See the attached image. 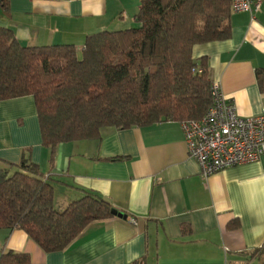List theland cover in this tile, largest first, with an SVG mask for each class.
<instances>
[{
  "label": "crops",
  "instance_id": "1",
  "mask_svg": "<svg viewBox=\"0 0 264 264\" xmlns=\"http://www.w3.org/2000/svg\"><path fill=\"white\" fill-rule=\"evenodd\" d=\"M140 0H7L0 26L23 46L72 44L87 35L129 27ZM226 40L198 44L211 81L239 115L264 110V4L231 13ZM262 71L260 77L257 72ZM25 155L53 186L63 208L93 191L112 216L90 223L62 251L46 252L21 229L0 228V257L27 253L30 264H264V155L207 178L189 156L178 122L124 130L104 128L99 139L41 143L34 100L0 101V166Z\"/></svg>",
  "mask_w": 264,
  "mask_h": 264
},
{
  "label": "trees",
  "instance_id": "2",
  "mask_svg": "<svg viewBox=\"0 0 264 264\" xmlns=\"http://www.w3.org/2000/svg\"><path fill=\"white\" fill-rule=\"evenodd\" d=\"M230 5L140 0L131 26L89 34L80 50L72 44L23 46L0 26V101L33 98L51 166L59 144L99 139L107 127L172 121L182 129L212 104L205 57L195 58L193 49L230 37ZM111 216V203L93 191L55 207L52 184L25 155L0 166V228L23 230L46 252L67 249L90 223ZM0 264H30V257L8 252Z\"/></svg>",
  "mask_w": 264,
  "mask_h": 264
},
{
  "label": "built area",
  "instance_id": "3",
  "mask_svg": "<svg viewBox=\"0 0 264 264\" xmlns=\"http://www.w3.org/2000/svg\"><path fill=\"white\" fill-rule=\"evenodd\" d=\"M230 3L234 13L256 12L264 0ZM210 93L212 104L201 119L182 124L188 154L197 161L205 178L228 167L258 161L264 155V110L256 116L239 115L216 80L211 81Z\"/></svg>",
  "mask_w": 264,
  "mask_h": 264
},
{
  "label": "water",
  "instance_id": "4",
  "mask_svg": "<svg viewBox=\"0 0 264 264\" xmlns=\"http://www.w3.org/2000/svg\"><path fill=\"white\" fill-rule=\"evenodd\" d=\"M113 214H115V212H112Z\"/></svg>",
  "mask_w": 264,
  "mask_h": 264
}]
</instances>
